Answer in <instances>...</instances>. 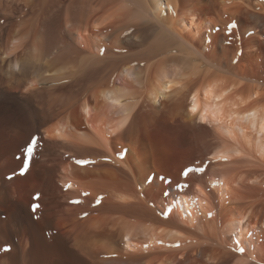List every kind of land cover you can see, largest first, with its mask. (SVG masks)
Listing matches in <instances>:
<instances>
[{
    "label": "bare ground",
    "instance_id": "1",
    "mask_svg": "<svg viewBox=\"0 0 264 264\" xmlns=\"http://www.w3.org/2000/svg\"><path fill=\"white\" fill-rule=\"evenodd\" d=\"M262 123L264 0H0V264H264Z\"/></svg>",
    "mask_w": 264,
    "mask_h": 264
},
{
    "label": "rangeland",
    "instance_id": "2",
    "mask_svg": "<svg viewBox=\"0 0 264 264\" xmlns=\"http://www.w3.org/2000/svg\"><path fill=\"white\" fill-rule=\"evenodd\" d=\"M98 8H99V6L97 7V11H100L102 8H103V6H101L100 5V8H99V10H98ZM137 22V24H141V23H144V21L143 20H139V21H135L134 22V24ZM108 24H111V23H108ZM108 27V26H110V25H103L102 27L103 28H105V27ZM254 152H251V154H252V156L254 155L253 154ZM256 155V154H255ZM254 155V156H255ZM250 156V155H249ZM251 159L250 161H251V163H249L250 161L248 160V159ZM255 158V157H254ZM253 158V159H254ZM249 161V162H248ZM253 160H252V158L251 157H246L245 159H242L241 161H239V163H237V165H236V167L238 168H236L237 170H236V173L239 175H243L244 176V178H242L240 181H239V185L238 184H236L235 185V187H238L237 188V190L239 191V199L238 198H236V200L237 201H235V199H233V197L232 198H226L225 199V201H223L224 203H222V205H223V207H222V205H221V211H220V213L221 214H225L226 212H227V210L231 207V206H233L235 203H233V202H236V203H244L243 205H246V208H248V206H250V207H253V209H251V210H253V211H251V212H253V214L254 215H256V216H254L253 215V217H255L256 219L258 218V217H263L264 218V183L263 184H261L260 182H252L251 180H250V178L252 177H255L254 176V174L257 176V174H259L258 176H260V173H258V170H262L263 168H262V166H261V168L262 169H260V168H258V167H260V166H258V165H260L261 163L259 162V160L257 161V158H256V160L254 159V162L256 161V162H259V163H257V165H256V163L255 164H253L254 162H252ZM241 162H242V164H241ZM246 162V163H245ZM245 163V164H244ZM241 166V167H240ZM244 166V167H243ZM242 168V170L240 169V168ZM238 170H240V171H238ZM256 172V173H255ZM249 174V175H248ZM239 175V176H240ZM248 175V176H247ZM257 176V177H258ZM236 190V191H237ZM236 193V194H237ZM238 194H237V196H235V197H238ZM229 200H230V202H229ZM233 200V201H232ZM233 203V204H232ZM232 204V205H231ZM230 206V207H228V206ZM251 205H253V206H251ZM227 209H226V208ZM249 207V208H250ZM224 208H225V210H224ZM248 208V209H249ZM258 208V209H257ZM226 211V212H225ZM256 211H257V213H256ZM225 212V213H224ZM255 212V213H254ZM259 213V214H258ZM258 216V217H257ZM256 219H254V220H256ZM262 228H264V227H262ZM261 227H260V230H262L261 232H262V234H260L262 237V239L260 240V249L262 250H260V252H262V254H264V229H262ZM259 230V231H260ZM262 242V243H261ZM263 248V249H262Z\"/></svg>",
    "mask_w": 264,
    "mask_h": 264
},
{
    "label": "snow or ice",
    "instance_id": "3",
    "mask_svg": "<svg viewBox=\"0 0 264 264\" xmlns=\"http://www.w3.org/2000/svg\"><path fill=\"white\" fill-rule=\"evenodd\" d=\"M229 27H231V25ZM192 111L195 112L196 108L193 107ZM251 115H255V113H252ZM260 129H261L262 132H264V123H262L260 125ZM39 140H40V137L34 136V137H31L28 142H26L23 151L27 153L28 159L22 160V166L19 168L18 173L15 172V171L12 173L13 176H15V175L23 176L29 170L31 156H32V153L34 152V150L38 147ZM221 159H225L226 160L227 157H221ZM76 163L83 165V164H87L88 161L87 160H77ZM206 167H207V165H205L204 167H196V168H191L190 167V168H186L183 171L182 175L184 177H187L190 173H193V172L203 173V172H205ZM9 179H12V176H9ZM177 187L187 188L188 185L187 184H178ZM165 195H167V194H165ZM39 199H40V194L36 193L35 196L33 197V203L31 204V211H32L33 215H35V213L41 207V205L39 203ZM75 202L79 203L80 201H75ZM96 202L100 203V199H97ZM85 215H87V214L85 213ZM165 215H167V213H165ZM209 215H212V214L209 213ZM36 219H39V217L37 216ZM240 251H243V249H240Z\"/></svg>",
    "mask_w": 264,
    "mask_h": 264
}]
</instances>
